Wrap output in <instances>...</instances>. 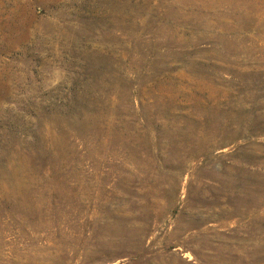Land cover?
<instances>
[{"label": "rangeland", "instance_id": "rangeland-1", "mask_svg": "<svg viewBox=\"0 0 264 264\" xmlns=\"http://www.w3.org/2000/svg\"><path fill=\"white\" fill-rule=\"evenodd\" d=\"M0 264H264V0H0Z\"/></svg>", "mask_w": 264, "mask_h": 264}]
</instances>
